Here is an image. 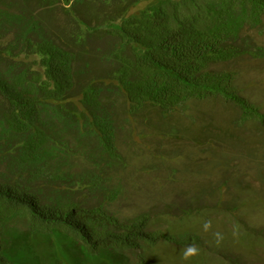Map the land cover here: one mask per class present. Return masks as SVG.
Listing matches in <instances>:
<instances>
[{
    "label": "trees",
    "instance_id": "1",
    "mask_svg": "<svg viewBox=\"0 0 264 264\" xmlns=\"http://www.w3.org/2000/svg\"><path fill=\"white\" fill-rule=\"evenodd\" d=\"M263 16L264 0H0V264L13 229L91 253L158 242L110 208L122 125L218 95L250 106L214 66L260 55L246 32Z\"/></svg>",
    "mask_w": 264,
    "mask_h": 264
},
{
    "label": "rangeland",
    "instance_id": "2",
    "mask_svg": "<svg viewBox=\"0 0 264 264\" xmlns=\"http://www.w3.org/2000/svg\"><path fill=\"white\" fill-rule=\"evenodd\" d=\"M246 33L260 55L214 69L230 73V90L250 106L218 95L122 125L126 192L110 208L121 219L146 216L147 228L162 234L158 242L123 255L91 253L61 230L13 229L3 242L9 264H264V16ZM188 245L199 252L184 261Z\"/></svg>",
    "mask_w": 264,
    "mask_h": 264
},
{
    "label": "clouds",
    "instance_id": "3",
    "mask_svg": "<svg viewBox=\"0 0 264 264\" xmlns=\"http://www.w3.org/2000/svg\"><path fill=\"white\" fill-rule=\"evenodd\" d=\"M204 230L207 231L211 227V221H206L203 225ZM219 236V233L216 234ZM199 249L195 245H188L182 252V259L188 261L191 257L197 255Z\"/></svg>",
    "mask_w": 264,
    "mask_h": 264
}]
</instances>
